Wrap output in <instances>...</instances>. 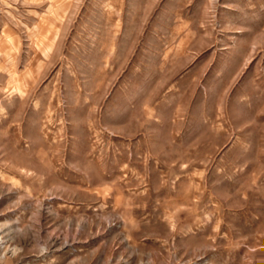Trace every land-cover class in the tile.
Masks as SVG:
<instances>
[{"label": "rangeland", "instance_id": "rangeland-1", "mask_svg": "<svg viewBox=\"0 0 264 264\" xmlns=\"http://www.w3.org/2000/svg\"><path fill=\"white\" fill-rule=\"evenodd\" d=\"M1 229L0 264H264V0H0Z\"/></svg>", "mask_w": 264, "mask_h": 264}, {"label": "bare ground", "instance_id": "bare-ground-1", "mask_svg": "<svg viewBox=\"0 0 264 264\" xmlns=\"http://www.w3.org/2000/svg\"><path fill=\"white\" fill-rule=\"evenodd\" d=\"M2 234H3V229L0 230V247L1 248H3L5 246V241H4L5 237Z\"/></svg>", "mask_w": 264, "mask_h": 264}]
</instances>
